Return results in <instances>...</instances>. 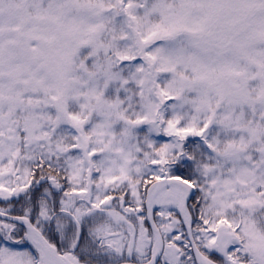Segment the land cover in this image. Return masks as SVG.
Listing matches in <instances>:
<instances>
[{
  "label": "snow or ice",
  "instance_id": "snow-or-ice-1",
  "mask_svg": "<svg viewBox=\"0 0 264 264\" xmlns=\"http://www.w3.org/2000/svg\"><path fill=\"white\" fill-rule=\"evenodd\" d=\"M0 264H264V0H0Z\"/></svg>",
  "mask_w": 264,
  "mask_h": 264
}]
</instances>
